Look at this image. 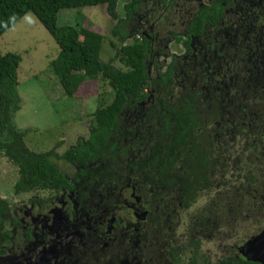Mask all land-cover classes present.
<instances>
[{
	"label": "trees",
	"instance_id": "obj_1",
	"mask_svg": "<svg viewBox=\"0 0 264 264\" xmlns=\"http://www.w3.org/2000/svg\"><path fill=\"white\" fill-rule=\"evenodd\" d=\"M118 1L0 0V36L23 15L32 12L53 37L59 51L49 65L66 97H72L75 92L88 86L89 82L102 83L101 90L105 84L109 87V93L99 92L86 138H77L76 144L68 147L62 154H58L53 147L45 152L31 151L23 140L26 130L17 128L13 121L14 113L20 108V96L17 91L20 55L14 52H0V153L17 166L19 176L14 183V191H58L61 184L69 182L58 166V161L63 159L79 164L77 176L89 180L90 183L98 179L99 182L103 181L102 184L112 182L116 185V182L112 181L113 177L129 179L141 195L155 199L162 197L164 193L167 196L172 194L175 195L176 202L181 203L184 208L204 202L200 200V193L206 192L203 189L214 190L215 186L221 183L223 188L219 192L225 196V201L232 199L233 201L228 203L245 205L248 211L252 212L256 206L252 195L264 190V31L258 30L259 36L247 33L244 40H249L250 35L256 39L257 44L254 49L247 44L246 55L249 56L246 58L245 55L235 56V59L238 57L243 61L241 68L244 67L245 61L254 66L253 75L247 76L244 83L247 95L251 96L243 100L239 96L240 110L229 109L232 102L228 101L230 94L227 89L224 94L210 92L175 96L176 94H172L174 90L171 81L173 79L170 77L171 65L159 75L158 80L155 75L148 74L145 62L152 52L148 51L146 41L135 37L130 43H124L130 32L125 23L130 15L138 10L137 2L130 0L124 3L125 17H122L114 12ZM101 4H106L109 15L115 20L111 34L121 42L118 47L110 42L116 51L113 57L110 56L106 60L100 59L104 35L93 29L87 17H82L75 25L57 24V13L61 9ZM230 4L229 0H211L210 4L202 5L188 26L189 31L200 34L204 23L218 25V21L224 18V7ZM79 13L77 12V17L81 15ZM256 16L264 21V13L259 12ZM242 29L244 30L243 27ZM176 41L183 42V39L178 37ZM184 42L187 44L188 40ZM233 44H236L237 51V41H233ZM185 49L190 50L189 47ZM115 60L125 69L116 67ZM150 81L162 84L160 86L166 92L168 90L169 94H162V88H158L160 93H154V90L145 91ZM92 91L88 89V94H92ZM138 102L142 104L141 108H146V111L148 109L145 115L147 121L144 123V129L147 130L142 132L136 122L120 134L110 136L118 124L122 107L126 103ZM250 138L254 139L252 147L245 141ZM230 143H238V146L246 148L248 152H233ZM129 145L136 149L128 148ZM229 155H237V160L240 159L241 165L247 170L237 175L234 184L228 185L225 179L228 178L227 170L218 166L224 164V157L227 159ZM116 159H121L120 165ZM108 164L113 167L108 168ZM243 177L246 180L245 186L241 183ZM220 178H223L221 182ZM253 186V191L245 189H252ZM8 210L5 199L0 198L2 244L9 236L7 231L2 230L7 219H10ZM11 220L17 222L16 216L11 217ZM173 243L174 247L171 245L165 248V255L172 264H178L181 260L178 255L179 246ZM190 245L196 249L199 241L194 239ZM197 260L201 259L194 253L193 260L188 264H198ZM215 264L260 263L246 259L237 252V255L219 258Z\"/></svg>",
	"mask_w": 264,
	"mask_h": 264
},
{
	"label": "rangeland",
	"instance_id": "obj_2",
	"mask_svg": "<svg viewBox=\"0 0 264 264\" xmlns=\"http://www.w3.org/2000/svg\"><path fill=\"white\" fill-rule=\"evenodd\" d=\"M129 1L130 0L118 1L114 7L116 15L125 17L123 5ZM136 1L139 3V0ZM262 1L264 3V0ZM239 2H245L249 6L245 8L244 5L239 4V9H237L236 5ZM234 3L235 5L230 4L228 6L229 14H227L224 22L225 24L222 26V32L225 31V33L221 34L222 44H220L219 41L221 39L218 34L219 25L214 26L210 34H206V36L210 35L206 40H218V46H223L221 51H224V55H226L221 61L218 59L212 65L218 67L220 64L217 68L219 71L218 76L221 77L225 75L224 78L228 86L233 83V85L227 89L228 94H230L228 101L232 102V105L228 107L229 109H239V96L242 100L250 98L251 96V94L250 96L247 95L248 92H246L244 83L247 76L253 75L252 69L254 66L245 61L244 67L242 66L241 68L240 66L243 61L239 60L238 57L235 59V56L237 54L241 57L245 55L246 58L249 56L246 55L248 48L247 44H249L251 49H254L257 44L256 39L250 35V39L246 40L248 42L244 40L247 33L259 36L258 30L264 31V21H261L256 16L260 10L264 11V6L259 3V0H237ZM177 7L178 6H176V9L168 8V12H164L169 18V22L174 20L173 15H175ZM139 10H141V13L136 15L135 12L133 16L134 19H130L125 23V27L127 30H130V32L127 34L124 43H130L132 41L131 32L136 29L137 31L144 29L142 27L144 18H146L143 16V13H145L143 12L144 10L146 13L153 14L149 16L150 19H159L160 23L158 24H161L163 28L166 27L164 24L167 23V20L161 17L160 14L157 15L156 12H151L149 6L146 9V6L142 4ZM77 12L81 14L78 15V17ZM57 15L58 25H75L82 17H87L93 29L103 33L104 40L100 50L101 60H106L110 58V56H114L116 48L112 46L110 42H113L117 47L121 44V42L111 34V28L115 20L109 15L106 4L85 6L77 9H61ZM149 25L152 26L150 30L154 33V39L153 37L152 39L158 45L159 49L168 47V55L167 57H163L165 58V62L167 63L170 60L172 54L178 57L179 52L182 50L178 43H173L170 39L169 44L164 46L165 44L163 43H165V41L161 42V39L163 36H168L167 33L165 34L166 31L156 29V31L160 33L155 32L153 26L154 22L150 20ZM168 26L170 27V25ZM170 28L176 32L180 31L178 27L171 26ZM250 30H254V32ZM226 31L228 32L226 33ZM136 33L139 34V32ZM156 34L159 40H157ZM170 36H172V34H169V37ZM235 40L237 41V51L235 50L236 44H233ZM211 45L214 46V42H212ZM58 51L59 47L57 43L32 12L23 15L0 36L1 53L14 52L20 55V63L17 68V91L20 96V108L14 113L13 121L17 128L26 130L25 136L23 137L24 144L28 149L35 152H45L53 147L58 154H62L68 147L76 144L77 138H86L93 118L92 112L97 106L99 92L109 93L107 84H105L101 90L100 85L102 83L97 82L95 84L93 82V84H90L89 82L87 83L88 86L75 92L72 97H66L57 77L54 75L49 65L50 61L56 58ZM163 58L159 57V60ZM151 59L153 58L149 56L147 63L154 76L158 71L155 65L156 61L154 60L151 62ZM114 65L120 69H125L118 60L114 61ZM163 69L164 67L161 70ZM88 89L91 91L94 89L92 94H88ZM223 91H225V89H223ZM256 95L258 96L259 94ZM106 102H108V100ZM141 106L142 104H140V102L137 104L126 103L118 115V124L110 136L120 134L122 131L126 130L127 127L132 126V124L136 122H138L137 126L142 132L146 131L147 129H144V123L147 121L145 115L148 109L146 111V108H141ZM226 114H228V112ZM251 125L254 126V123ZM137 126L136 129L138 128ZM224 140L226 143V139ZM245 141L251 146L254 139L250 138ZM58 142L60 143L56 146ZM230 146L233 148L232 151H238V154L248 152L246 148L238 146V143H230ZM128 148L133 147L129 145ZM133 149H136V147ZM237 157V155H229L227 159L224 157V164L218 166V168H223L222 170H227L226 173L228 175H225L228 176V178L225 179L228 185L231 183L234 184L233 181L237 175H241L243 170H247L246 167L244 168V166L241 165V160H237ZM219 161L221 162V160ZM58 166L59 169L72 180L77 177L76 174L80 165L77 163H69L61 159L58 161ZM214 168H216V164ZM18 176L17 166L9 161L4 154L0 153V198L5 199L9 208L8 213L10 217L9 220L7 219V223L2 229L3 231H7L9 236L5 238V243H0V249L3 250L0 252V260H9L10 263H18L21 259L19 257L17 258V254L18 250L24 247V243L22 242L25 240V236L23 233L25 232L29 235V233L39 232L38 226L31 223L26 216H22L23 212L26 214V211L30 209V200L37 196H39V198L48 199L54 195V191L49 189H31L29 191L16 193L14 191V183ZM222 179L223 178H220L219 181L221 182ZM245 182L246 180L243 177V179H241L242 185H244ZM112 185L111 187L101 189L93 188L94 184L91 183L89 187L91 189H96L97 192H103L104 196L101 199L100 206L92 207L90 210H83L84 213L87 212L88 217L96 218L100 215L101 204L106 203L108 208L112 206L114 217L122 220V227L116 226L115 230H110V226L108 231L104 230L107 229V218H110L108 216H106V221L99 225L100 227L103 225V227L100 228L99 234L101 235H99V242L95 247L98 248L96 249L98 252H102V255L97 253L99 258H102V261L109 258L110 254L105 255V252L109 253L113 251L114 248L111 246L119 244L121 241L123 245L127 244L126 246L130 252L134 251L131 252V254H134L131 258L138 254L133 249V247H135L134 244L140 243V245H148L146 249L147 253L151 254V251H149L151 246L152 256H155V253L158 255L159 252L162 254V258L165 259L166 257L169 262V258L163 254H165V248H167L169 242H174L175 246H179L178 255L181 258L179 264H188L189 261L193 260L194 253L201 259L197 260L198 264H202L205 261H207L205 262L206 264H215L219 257H222L221 255L229 254L233 251L234 248L232 249L229 245L232 246L241 243L264 225V190L263 192H254L252 200L256 206L252 209V212H249L245 205L228 203L229 201H233L232 199L225 201V196L219 192V190L223 188V184L221 185V183H219L215 186V189L213 187L214 190L204 188L203 190L206 192L200 193V200H204V202H199V205H192L187 210L178 206L177 203L173 201V196L164 198L161 202L156 199L155 206L157 207H155V209L161 214V219L155 224L151 235H142L140 231L136 232L131 226L129 229L123 230L127 225H137L138 221L140 222L144 219L141 217L142 213L134 211L137 212L136 214L133 212L134 204L138 201L134 199L127 200V198L131 196V192L127 186L123 190V196L126 198H119L115 190V185ZM245 189L253 191L255 186H253L252 189L246 187ZM260 195H262V197H260ZM254 197L255 199H253ZM116 200L118 203L125 200V202H127L124 204L126 208L120 203L117 207ZM55 201H57V198ZM51 202L54 204V201ZM250 203L251 201L249 204ZM52 204L51 206H53ZM164 204L167 205L166 209L163 207ZM13 216H16L17 222L11 220ZM59 229H61V227ZM194 238L201 241V247L194 249L187 244L188 240ZM12 242H14L13 248H11ZM149 242L151 245H149ZM93 252L95 253V251ZM125 252L127 253L128 251L126 250ZM116 255L117 252L115 251L113 256ZM144 258H148L147 255ZM118 262L120 264L119 260ZM115 263L118 264L116 260Z\"/></svg>",
	"mask_w": 264,
	"mask_h": 264
},
{
	"label": "flooded vegetation",
	"instance_id": "obj_3",
	"mask_svg": "<svg viewBox=\"0 0 264 264\" xmlns=\"http://www.w3.org/2000/svg\"><path fill=\"white\" fill-rule=\"evenodd\" d=\"M236 1L237 0H229V3L231 2V5H235L234 2ZM210 3L211 0H139V3L137 2L136 4V7L138 8V10L135 11L136 15L141 13L139 9L141 5L144 4L146 6V9L149 6L151 12H156L157 15L160 14L161 17L167 20V23L164 24V26L166 27L163 28L161 27V24H158L160 23L159 19H150L149 16L153 14H150L148 12L146 13V11L144 10L143 12L145 13H143V16L146 17L144 18V23L142 26L144 29L141 31H137V29L134 30L131 33V37L132 39L135 37H139L141 40L143 39L146 41V47L148 51L152 52L150 54V56L153 58L151 59V62H153L154 60L156 61L155 65L158 72H156L155 78L157 80L159 79V75L167 70L168 66L171 65L172 72L170 77L171 79H173L171 81L173 82L172 88L174 90L172 91V94H176L175 96L179 94H209L210 92H212V94H224L223 89H228L233 85V83L229 86L226 84V79L224 78L225 75L221 77L218 76L219 71L217 70V68L220 66V64L218 67L212 65L218 59L221 61L222 58L226 56L224 55V51H221L223 46H218L217 39H214V41H212L211 39L206 40L210 36H206V34H210L211 29H213L214 26H217V24L211 26L207 23H204L200 34H193L189 31L188 28L194 14L200 9V7L204 4L208 5ZM259 3L263 5L262 0H259ZM239 4L244 5L245 8L246 6H249L245 2H239L236 5L237 9H239ZM176 6L178 7L175 15H173L174 20H171L169 22V18L166 14H164V12L167 13L168 8L176 9ZM228 6L229 5H226L223 9L224 18H221L218 21V25L221 26H218V34L219 37H221V39L219 40L220 44H222L221 34L225 33V31L222 32V26L225 24L224 22L227 14H229ZM135 12L130 15L128 20L134 19L133 16L135 15ZM259 12H263V10H260ZM149 20L154 22L153 26L155 28V32H159L156 31V29H162L166 31L165 34L167 33L168 36H163L161 39V42L165 41V43H163L165 44L164 46H167L166 44H169L170 39L171 41H173V43H178V45L182 49L179 52L178 57L175 54H172V56H170V60L167 63L165 62V58L163 57H167L168 47H162L163 49H159L158 45L154 42V33H152V31L150 30L152 26L149 25ZM168 25H170V27H178L180 31H173ZM251 31L254 32V30ZM136 32H139V34H137ZM227 32L228 31H226V33ZM169 34H172V36L169 37ZM156 37L157 40H159L157 34ZM178 37L182 38L183 42L188 40L187 44H185V42L183 43L176 41ZM212 42H214V46L211 45ZM185 47H189L190 50L187 51ZM159 57H162L163 59L159 60ZM171 62H173V64H170ZM145 64L147 73L152 75L147 61L145 62ZM163 67L164 69L161 70ZM160 85L162 84L150 81L149 83H147L145 91L154 90V93H160L158 90V88H162ZM162 89V94H169L168 90L166 92L164 88ZM116 160L120 165L121 159ZM112 164H108V168L113 167ZM115 166L117 167V164H115ZM77 175H79V172H77L76 176ZM66 178L69 182H67L66 184H61L58 191H54L53 196L49 197L48 199L39 198V196H37L30 200V209L26 211V214H24L25 212H23L22 216H26V218L31 223L38 226L39 232L29 233V235L25 232L23 233V235L25 236V240L22 242L24 243V247L21 250H18L17 258H21L18 263H10L9 260H0V264H116L115 260L118 264V260L120 261V264H172L170 260L168 262V259L166 257L165 259H163L162 254L159 252L158 255L155 253V256H152L151 246L149 248L151 254L147 253L146 249L148 248V245H140V243L134 244L135 247H133V249L138 254L131 258V256L134 255L131 254V252L134 251L130 252V250H128V247L126 246L127 244L123 245L121 241L119 242V244L111 246L112 248H114V251H111V253H109V258L102 261V258H99V256L97 255V253H99V255H102V252H98V250H96L98 248L95 247L99 242V235H101L99 234L100 228L103 227V225L102 227H100L99 225L106 221V216H108L110 218H107V229L104 230L108 231L109 226L110 230H115L116 226L122 227V220L114 217L112 206L108 208L106 206V203L101 204L100 215L98 217H88L87 212L84 213L83 210H90V208L92 207L100 206V202L104 196V193L97 192L96 189H91L89 187L91 183L87 179L83 180L78 176L76 178H73L72 180L68 176H66ZM112 181L116 182L115 190L119 195V198L121 199L126 198L123 196V190L124 188H126V186L128 187L131 192V196H129L127 200L134 199L135 201H138L134 204L133 212L137 211L142 213L141 217L144 218L142 221H138L137 225H127L125 228H123V230L129 229V227L131 226L133 230H135L136 232L140 231L142 235H151L155 224H157L161 219V214L158 213V210L155 209V207H157L155 206L156 199L161 202L164 198L173 196V201L176 202L177 200L175 195L171 194L167 196L166 193H164L160 198L150 199L145 194L141 195L140 191L137 192L129 179H120L119 177H113ZM101 182L103 181L99 182L98 179L93 180V188L103 189L113 186L112 182H108L107 184L104 183L105 185H98ZM56 198L57 201H55ZM51 201H54V204H52ZM119 203L123 204L124 206V204L127 202H125L124 200ZM119 203L116 200L117 207L120 205ZM51 204L53 206H51ZM177 205L184 208L179 202L177 203ZM124 207L126 208V206ZM163 207L164 209H166L167 205L164 204ZM188 208H184V210H187ZM137 212L134 213L137 214ZM60 227L61 229H59ZM263 227L264 225L261 227V229ZM261 229L253 234L258 233ZM194 239L198 240L197 238ZM194 239L188 240L187 244L190 245V243L193 242ZM245 240L237 245H229V247H232V249L234 248L233 251L229 254L221 255V258L226 257V255H237L235 248L241 245ZM172 243L173 242H169L167 247L171 246ZM13 244L14 242H12L11 248H13ZM149 245H151L150 242ZM199 247H201V241H199L198 248ZM126 250L128 251L127 253L125 252ZM93 251H95V253ZM115 251L117 252V255L113 256ZM105 255H107V252H105ZM146 255L148 258H144Z\"/></svg>",
	"mask_w": 264,
	"mask_h": 264
},
{
	"label": "water",
	"instance_id": "obj_4",
	"mask_svg": "<svg viewBox=\"0 0 264 264\" xmlns=\"http://www.w3.org/2000/svg\"><path fill=\"white\" fill-rule=\"evenodd\" d=\"M236 250L246 259L264 264V227L258 233L248 237Z\"/></svg>",
	"mask_w": 264,
	"mask_h": 264
},
{
	"label": "clouds",
	"instance_id": "obj_5",
	"mask_svg": "<svg viewBox=\"0 0 264 264\" xmlns=\"http://www.w3.org/2000/svg\"><path fill=\"white\" fill-rule=\"evenodd\" d=\"M150 56V55H149Z\"/></svg>",
	"mask_w": 264,
	"mask_h": 264
}]
</instances>
